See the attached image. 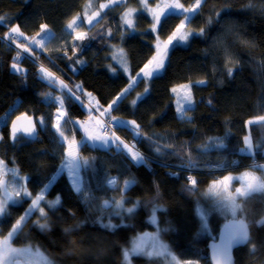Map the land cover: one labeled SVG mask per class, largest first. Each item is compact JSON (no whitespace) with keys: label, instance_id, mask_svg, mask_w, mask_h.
I'll return each mask as SVG.
<instances>
[{"label":"trees","instance_id":"trees-1","mask_svg":"<svg viewBox=\"0 0 264 264\" xmlns=\"http://www.w3.org/2000/svg\"><path fill=\"white\" fill-rule=\"evenodd\" d=\"M86 1L0 0V16L6 17L0 24V160L26 175L29 192L43 197L40 206L58 197L60 201L55 208L42 207L47 219L41 218L40 208H32L10 242H38L57 264H210L208 244L218 228L228 218H241L248 222L250 241L234 251V264H264V224L258 223L264 220V192L237 197L242 210L232 217L209 190L210 182L225 172L259 170L256 160L264 161V120L247 124L264 116V0H202L184 30L198 33L204 28L205 34L174 43L161 71L133 83L115 57L121 47L131 75L151 60L155 52L151 18L136 11L139 0H121L104 9L100 6L110 0H94L100 17L91 24L82 19L84 39L77 40L66 25L74 16L82 17ZM179 1L186 7L196 4ZM127 9L134 13L131 26L124 22ZM184 17L163 16L158 36L167 39ZM41 25L52 31L43 48L37 43ZM14 27L23 33L14 34L16 42L9 39ZM222 37L227 54L216 43ZM199 80L205 83L192 85L194 105L185 116H177L172 86ZM83 91L104 107L116 101L110 110L115 116L112 133L145 162H136L121 147L80 141L75 120L87 115ZM49 93L61 96L65 106L59 131L54 126L56 102L48 100ZM20 113L33 119L35 137L13 135L10 122ZM248 134L252 153L241 151ZM73 139L79 143L70 148ZM70 152L79 163L80 191L64 167ZM30 201L23 198L8 205L0 216V237H7ZM157 205L159 234L168 251L127 263L123 251L139 234L155 229L148 216ZM129 208L134 211L127 212ZM39 224L48 227L41 230ZM75 225L80 226L64 231ZM185 232L188 238L177 246L176 236Z\"/></svg>","mask_w":264,"mask_h":264},{"label":"rangeland","instance_id":"rangeland-1","mask_svg":"<svg viewBox=\"0 0 264 264\" xmlns=\"http://www.w3.org/2000/svg\"><path fill=\"white\" fill-rule=\"evenodd\" d=\"M120 2H121V0H110L109 2L103 3L102 5H107V6L111 5L112 6V5H114L116 3H120ZM176 2H177V0H139V5L136 8V11H141V12L143 11L145 14H147L151 18V21H152L151 26H152V24L154 23V16L160 15L161 9H164L167 14L183 13V11L181 9H172V10L165 9V5L174 4ZM178 2L180 4H182L179 0H178ZM144 5H146V8L144 7ZM184 8H189V7L184 6ZM96 13L100 14V12H98L96 10V5H95L94 0H87L82 17L80 18L79 15L74 16L73 18L79 17V19L77 20L75 26L73 28L69 29L67 27V25L73 20V18H72L67 23L66 30L72 31L75 36H77V34H81V33L83 34L84 32L82 30V25H80V21L82 19H84L86 21V23H84V24H89L88 23V17H93V22H94L100 17V16H95ZM132 13H133V11L131 9H127L126 13L124 14V20H125L124 22L131 21L132 22L131 25H133L134 13L133 14ZM187 15H190V14H187ZM163 16H165V15H161L160 19ZM182 21L185 24L187 20L184 17ZM151 26H150V30L155 34V39H154L155 42H153V45L155 48V52L153 55V57H154V56H157V53H158L157 44H159V46H160L159 51H163V49L165 47V42L167 41V39H163V38H160L158 36V33L156 30H158L159 26L157 27V29L155 31L152 30ZM48 30L49 31H47L46 33H42L38 37V39H37V37L35 38V39H37V41H38L37 43L40 45L41 48L44 47V45L48 42V40L52 36V31L49 28H48ZM182 31H185V30L183 29ZM174 43L182 44L184 42H174ZM170 47L171 46H169V48ZM113 48H118V47L113 46ZM114 50L117 53V50L116 49H114ZM118 55H119V57H115V61L118 62V65L125 72L129 73L130 83H133L140 78H144L146 80L151 78L149 76L144 75L141 72L142 69H145V66L143 68H141L139 71H137L135 74L131 75L130 71H129L128 59L126 57V54L122 51L121 47L119 48V54ZM165 62H166V59H165ZM147 64H148V62H147ZM154 67H155V62L153 63V65H150L148 69H145V72L153 70ZM199 81H201V80H199ZM194 83H196V82L187 81V82L175 84L171 88V91L173 88L177 89V92H175V93L172 92V93H173V103H174L175 111H176L177 116H179V117H183L186 115V111L183 114V116L178 111V109L181 106L186 105V101L183 99V97L186 94L191 96V100H192L191 106H193L195 103V98H194L193 90H192V85ZM182 85L190 86V91H189L188 87H181ZM77 89L81 90L80 86ZM56 93H49L47 95L48 100H54L56 102L57 110L54 114V126L57 125L56 115H57L58 109L64 113V117L59 121L60 125H61L62 120L66 117V110H65L64 103H63V99L61 96H58ZM53 94L57 95L58 97L57 96L55 97ZM83 96H84V98H86V101L83 102V108L86 110L87 115L83 119L75 120V124L77 125V127L80 129V131L82 133V138L80 141L82 142V141L86 140L91 146H97V147H103V148H108L109 146H115L117 149L120 147L124 148L128 152V154L130 155V157H132V159H133V153H138V152H136V151L130 149L129 147L123 145L118 140L116 135H114L112 133L111 130H109L110 133H108V132H106V134L102 133V130H101L102 118L106 117V116H108L110 118L115 117V116L112 117V115L110 114L111 108H109V105L104 107V105H101L98 102L97 98L95 96H93V94L88 92V91H83ZM262 117H264V116H262ZM259 118L260 117L255 118L254 121L255 122L263 121V120H260ZM118 120H119V117H116L115 121L117 123H119ZM247 124H249V122ZM97 137H99L100 139H97ZM245 137H248L250 139V142H251V138H250L249 134ZM78 143H79L78 141L73 139V142L70 143V148L72 146L75 147L76 144H78ZM251 145H252V143H251ZM243 149H245L244 153L245 152L252 153V147H251V150L247 149V145L245 144V138H244V148ZM263 152H264V148H263ZM71 153L72 152H70V155H69L70 157L72 156ZM138 154L141 155L140 153H138ZM76 160H77L76 157L73 156V157H71V159H69V161L67 163H65V166H64L65 170L68 171L67 173L69 174V179H70L75 190H76L77 186L80 188V185H79L80 180L78 179V175H77L79 163ZM258 161L259 160H256V163L259 164L258 167L264 166V161H260V162H258ZM2 162L3 161L0 162V203L4 204L5 211L7 210V207L10 203H19V202H21V200L23 198L32 199V201H30V206H31L33 199L35 200L36 196H33V194L29 192L28 188L24 184V180L26 178V175L19 174L17 172L16 165L5 166V164H3ZM136 162H138V161H136ZM208 166L211 167L212 169H215L214 165L211 163ZM252 166H254V165H252ZM244 173H251L257 177H264V168L260 167L259 170H253V169H248V168H246V169L238 168V170L225 172V174L221 175L217 179L215 178L213 181L210 182V184H209L210 192L215 197H217L219 200H221V197L226 195V193L224 191V185L220 184V185L214 186L213 182L214 181H223V178L225 176H229V177H232L233 179L230 182V184L228 185L227 191L234 194L235 189L240 188L242 186V184L244 183L241 179H239ZM22 177H23V179H22ZM14 180L16 183H18L19 181L22 180L23 184L22 183L10 184V182H13ZM10 185H11V188H9ZM25 192L28 195H25ZM17 193H19V195H17ZM217 193H219V194H217ZM30 206L26 209V211L21 216H25V213L29 210ZM35 207L40 208V209H43V208L45 209L46 204L44 203L42 206H40V202L38 201V203ZM153 208H151V213L148 216V221L151 222L153 225H155V229L147 231V232H143V233L139 234L137 237L136 236L132 237V239H134L135 237L136 238L132 241L130 246L128 248H126V250L128 251V258H127V260H125V259L124 260L127 263H130L132 260L133 261H139V259L141 257H147L145 255L147 253H152V256H154V255H158V254L162 253V251L163 252L168 251L166 242H164V240L160 237L159 227L157 225V216H156V212L153 215ZM229 213L231 214V212H229ZM231 216L233 217L232 214H231ZM187 238H188V234H186V232L178 234L176 236V245L179 246L181 244V242L186 240ZM3 240H4V238L0 237V241H3ZM10 243H11L12 247L22 250L19 254V259H18L17 264H47V259L51 258L49 256V254L47 253L46 249L42 245H40L38 242L29 243V244H25V245H18V244H14L12 242H10ZM137 246H139L138 250L133 251V249H137ZM165 248H167V250L164 251ZM24 249H28V251H23ZM0 254H2V253H0ZM170 254H172V251L169 250V255ZM131 257H132V259H131ZM177 263L182 264L181 262H177Z\"/></svg>","mask_w":264,"mask_h":264},{"label":"snow or ice","instance_id":"snow-or-ice-1","mask_svg":"<svg viewBox=\"0 0 264 264\" xmlns=\"http://www.w3.org/2000/svg\"><path fill=\"white\" fill-rule=\"evenodd\" d=\"M201 3L202 0H196V4L193 5L192 7L189 8H184L183 4H180L177 0L176 3L174 4H169V5H165V9H181L183 11V13L185 14V19H189V15L187 14H194L199 12L200 7H201ZM101 9L107 7V5H101L100 6ZM144 7L146 8V5H144ZM247 7L249 9L253 8L254 6L250 3L249 5H247ZM167 13L165 12L164 9H161L160 15H155L154 16V23L152 24V30L155 31L157 29V27L161 24V15H166ZM99 13H96L95 16H99ZM217 17H219V13L216 14ZM79 19V17H75L73 18V20L67 25V27L69 29L73 28L77 22V20ZM6 20V17L0 16V24H3L4 21ZM93 22V17H88V23L91 24ZM129 26H131V21H126ZM212 20L211 18L208 20V24H211ZM185 28V24L182 21L181 24L177 27V29L167 38V41L165 42V47L163 49V51H159V44H157V49H158V53L157 56H154L151 60H149L148 64L145 65V69H148L150 65H153V63L155 62V67L153 70L151 71H147L145 72V69H142L141 72L149 77H152L156 72H158L159 70L163 69L165 67V59L168 56V51H169V46L174 47L175 44L174 42H186L189 38L190 35L196 34V35H200L203 36L205 34V29L201 28L199 30L198 33H193L191 31H182ZM48 30V26L47 25H41V33H46ZM230 31V29L228 30ZM16 36H22L23 33H21L19 31V27H14L10 29V33H9V39L13 38V35ZM111 34V33H109ZM38 36L40 35V33L37 34ZM77 40H83L84 39V34H77L76 36ZM223 37L221 38V40L217 41V44L223 45ZM33 43H35V41H33ZM224 47V51L227 54L228 49L226 45H223ZM13 70L19 72L20 69L17 68V65L15 63H13L12 65ZM229 75H231L232 73V69L229 68L228 69ZM139 75V74H138ZM205 81L201 80V81H197L196 84H204ZM181 87H188L189 91H190V86H186V85H182ZM77 88H79V86H77ZM147 91V89H146ZM69 92L71 93L72 90L69 89ZM172 92H177L176 88L172 89ZM73 95H75L74 93H72ZM183 99L186 101V105L185 106H181L178 111L181 113V115L183 116V114L186 111V108L190 109L191 104H192V100H191V96L190 95H185L183 97ZM179 103V102H178ZM116 104V101H113L112 105H109V108H112L114 105ZM64 117V113L61 112L59 109L57 111V115H56V120H57V130L59 131L60 129V124L59 121ZM260 120H264V117H260ZM41 123H43V119L41 118L40 120ZM249 123H255V121H249ZM132 124H135V121L132 122ZM17 129L13 128V135L15 136ZM24 131L31 133L33 131V129L31 128H27L24 129ZM61 136H63V133H60ZM97 139H100L99 137H97ZM245 144L247 145V149L251 150V142L250 139L248 137H245ZM245 149H241V151H244ZM157 151H160L159 148H157ZM133 159L138 161V162H145L144 157L139 155L138 153H133ZM262 168H264V166H260ZM232 177L229 176H225L223 178V181H214V186L215 185H220L223 184L224 185V191L226 193V195L221 197V200L219 201L221 208H223L226 211L231 212V214L233 215V217L236 216L237 210H242V206L241 204L237 203V197H241V198H245V197H249L251 196L252 193L254 192H264V177H257L251 173H244L239 179H241L244 183L242 184V186L240 188H236L235 193H231L228 192V185L230 184V182L232 181ZM189 180L191 181L192 185L196 184V180L194 178L189 177ZM47 187V186H45ZM77 191H80V188L77 186L76 187ZM219 194V193H217ZM17 195H19V193H17ZM25 195H28L25 192ZM43 197L42 196H38L35 200H33L32 205L30 206L29 210L25 213V216H21L19 220H17L16 224L13 225L11 231H9L7 237L4 238L3 241H0V264H17L18 259H19V254L22 251L21 249H17L12 247L10 241L13 239V237H15L22 229H21V224L22 222L25 220V218L27 216H29L31 214V210L32 208H34L38 201L41 200ZM59 197L57 198V200L55 201H50L47 202V207L49 208H55V206L59 203ZM159 208V206H155L153 208V215L155 214L156 210ZM41 211V218L43 219H47V214L44 213L43 209L40 210ZM127 212L131 213L134 211L133 208H129L126 209ZM5 212V207L4 204L0 203V215L4 214ZM259 224H264V220L258 222ZM80 225H75L72 228H68L65 229L64 231L66 233H69L73 230H75V228H79ZM204 227H206V224H203ZM39 227L41 230L45 229L48 227L47 224H39ZM106 228H110V227H114L112 225H105ZM230 231L228 233L227 236V245L224 249L225 253H227V250L229 247H231V245L235 242L238 244H247L250 241V236H249V231H248V225L243 221V220H233L229 225H228ZM139 246H137V249H133V251L138 250ZM23 251H28V249H24ZM256 249L255 247H253L252 249H250V252H255ZM149 259H151L152 257V253H147L145 254ZM123 256L125 258V260H127L128 258V251L124 250L123 251ZM47 264H57V262L55 261V259H51L48 258L47 259ZM190 264V262H189Z\"/></svg>","mask_w":264,"mask_h":264},{"label":"water","instance_id":"water-1","mask_svg":"<svg viewBox=\"0 0 264 264\" xmlns=\"http://www.w3.org/2000/svg\"><path fill=\"white\" fill-rule=\"evenodd\" d=\"M17 129L16 132H21L25 136L33 138L37 134V128L36 125L33 121V119L26 114H21L15 116L11 122H10V129L13 132V128ZM31 128L33 131L31 133L24 131V129ZM243 220L241 218H228L223 222V224L218 228V233L216 235L215 240L211 241L208 244V253H209V262L210 264H234V251L239 248L243 247L246 244H238V243H233L231 247L228 248L227 253H225L224 249L227 245V236L230 231L228 225L233 221V220ZM247 225L248 222L243 220ZM248 231H249V236H250V228L248 225Z\"/></svg>","mask_w":264,"mask_h":264},{"label":"built area","instance_id":"built-area-1","mask_svg":"<svg viewBox=\"0 0 264 264\" xmlns=\"http://www.w3.org/2000/svg\"><path fill=\"white\" fill-rule=\"evenodd\" d=\"M15 38H16V36L15 35H13V42H14V40H15ZM101 127H102V132H109V130H111V131H113V128L115 127V125H114V123H113V120H112V118H110V117H108V116H106V117H103L102 118V125H101Z\"/></svg>","mask_w":264,"mask_h":264},{"label":"bare ground","instance_id":"bare-ground-1","mask_svg":"<svg viewBox=\"0 0 264 264\" xmlns=\"http://www.w3.org/2000/svg\"><path fill=\"white\" fill-rule=\"evenodd\" d=\"M27 115V114H26ZM28 116V115H27Z\"/></svg>","mask_w":264,"mask_h":264},{"label":"crops","instance_id":"crops-1","mask_svg":"<svg viewBox=\"0 0 264 264\" xmlns=\"http://www.w3.org/2000/svg\"><path fill=\"white\" fill-rule=\"evenodd\" d=\"M159 71H160V70H159ZM159 71H158V72H159Z\"/></svg>","mask_w":264,"mask_h":264}]
</instances>
